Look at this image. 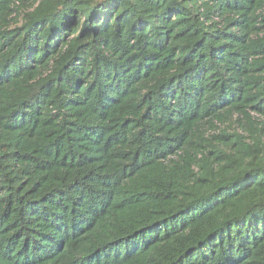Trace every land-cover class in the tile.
I'll list each match as a JSON object with an SVG mask.
<instances>
[{
	"label": "trees",
	"instance_id": "obj_1",
	"mask_svg": "<svg viewBox=\"0 0 264 264\" xmlns=\"http://www.w3.org/2000/svg\"><path fill=\"white\" fill-rule=\"evenodd\" d=\"M0 264H264V0H0Z\"/></svg>",
	"mask_w": 264,
	"mask_h": 264
}]
</instances>
